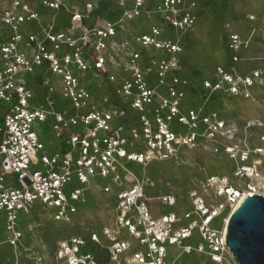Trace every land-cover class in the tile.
I'll return each instance as SVG.
<instances>
[{
	"label": "built area",
	"instance_id": "1",
	"mask_svg": "<svg viewBox=\"0 0 264 264\" xmlns=\"http://www.w3.org/2000/svg\"><path fill=\"white\" fill-rule=\"evenodd\" d=\"M148 1L132 0L127 5L125 0H118V9L87 3L79 11L68 8L70 0H39V9L13 0L10 9L0 16L2 26L11 31L0 44V102L9 105L0 129V212L6 214L7 234L0 245L15 254L23 247L25 235L18 226V213L27 216L30 230L38 226L33 218L36 204L53 209V221L71 223L77 214L75 204L84 202V198L82 189H74L67 196V185L76 180L88 189L99 180L104 184L97 189L114 194L116 199L113 226L101 230V237L109 245L105 247L100 236L92 233L90 244L97 252L80 255V249L87 246L84 240H60L53 254L54 264H169L165 245L182 249V254L204 256L210 264H235L225 245L224 227L246 196L264 197V123L248 121L240 127L217 113H207L204 104L183 113L181 104L189 92V81L181 73L174 74L180 72V38L161 39L160 27L152 26L149 34L136 35L131 43L120 39L128 23L151 19ZM107 9L111 16L103 19ZM156 13L162 17L163 27L184 34L196 23L197 5L188 0H157ZM248 19L253 23L248 36L235 32L229 36L230 64L217 67L216 80H202L197 90L254 100L255 91L264 85V70L253 68L242 73L241 66L253 37L258 32L264 34V26L259 28L255 16ZM137 48H152L163 57L141 61ZM37 68H45L47 74L40 80L45 106L33 108L29 102L34 93L24 76ZM86 73L106 80L113 96L130 102L113 110L93 103L89 89L80 82ZM112 73L120 75L117 78ZM48 75L55 78L61 96L72 108L86 113L74 115L61 109L62 103L56 97L52 99L55 89ZM147 112H153V124ZM50 117L54 118V136L64 151L52 156L43 154L38 159L44 146L32 128ZM118 120L122 124L115 126ZM173 122L185 130L171 132L169 125ZM200 125L203 132L199 134ZM254 129L259 131L256 145L250 144L248 135ZM139 141V152L128 151L135 149ZM202 142L213 155H222L234 164L232 181L226 176L208 177L203 190L212 200L198 191L189 192L191 210L183 218L196 220L185 226H177L182 220L173 213L153 217L144 183L128 166L176 163L181 149H194ZM37 165L44 172H31V167ZM5 181L17 182L19 188H5ZM158 200L168 207L177 204L170 194ZM221 216V229H211L213 221ZM195 230L202 242L195 248L183 246ZM122 231L145 252L131 251V245L120 238ZM33 260V264H41L40 257Z\"/></svg>",
	"mask_w": 264,
	"mask_h": 264
},
{
	"label": "rangeland",
	"instance_id": "2",
	"mask_svg": "<svg viewBox=\"0 0 264 264\" xmlns=\"http://www.w3.org/2000/svg\"><path fill=\"white\" fill-rule=\"evenodd\" d=\"M13 0H0V16L10 9ZM29 3L34 8L39 7V0H22ZM118 0H70L68 8L82 11L85 4L92 3L105 8L114 7L118 9L116 2ZM127 5H131L132 0H125ZM194 1L197 5V19L194 27L184 33H178L175 30L163 27L161 25V16L156 13L157 0H149L147 9L152 12L151 19L142 18L138 22L128 23L124 31L120 33V39L131 43L136 35L149 34L152 26L160 27L161 39L180 38L182 54L179 56L180 72L189 81V90L187 97L181 104L184 114L188 108L204 104L206 112H214L223 118L236 122L243 127L248 121H260L264 123V85L255 91L253 101H246L238 98L227 97L222 94L208 95L197 90L200 82L207 79L211 82L216 80L215 70L217 67H226L230 64L231 52L227 45L231 33H238L247 36L253 23L249 21V16H255L259 23H264V0H188ZM45 13V12H44ZM49 13L47 14V16ZM111 16L107 9L102 14L103 19ZM46 18V17H44ZM48 20H45L47 22ZM89 24V22H88ZM11 31L2 26L0 21V44L4 43ZM141 54V61L147 59H160L163 57L161 52L152 48H137ZM144 53V54H143ZM167 58L166 55H164ZM245 61L241 66V72L247 73L253 68L264 70V34L259 33L252 39L249 48L244 54ZM119 77L120 73H112ZM45 68L35 69L33 74L25 75L24 81L34 93V99L29 102L33 108L40 105L45 106L44 96L42 95V86L40 80L46 76ZM173 75L169 74V76ZM51 86L55 89L57 101L62 103L61 109L71 111L72 114H84L86 110L76 112L67 99L61 96L60 86H56L55 78L49 76ZM80 82L87 87L92 96V102L104 107L107 110L116 109L119 105H126L130 101L124 102L121 98L113 96L109 84L104 79L93 78L90 73L80 77ZM154 84L153 86H155ZM163 88L161 87L160 90ZM9 107L8 104L0 102V129H2L3 113ZM57 110V109H56ZM147 118L154 123L153 112L146 113ZM54 118L50 117L43 123H35L32 130L36 133L40 143L44 146V152L37 154L38 159L44 154L52 156L53 153L62 154L64 150L60 148V142L54 136L53 132ZM116 125L122 124L118 120ZM171 132L184 131L176 122L169 125ZM203 127L199 126L197 133H202ZM243 133L241 137H243ZM251 136L252 145L258 144V130H252L248 133ZM1 141V136H0ZM135 149L128 151H140L141 141L135 142ZM180 161L153 162L145 167L129 165L128 168L143 181L145 195L148 198V208L153 217L158 218L162 215L173 213L181 219L177 226H185L195 218L184 220L185 213L191 210V204L188 193L198 191L208 200L212 196H207L203 190L205 180L210 176H226L232 181V171L234 164L222 155H213L209 148L202 142L194 149H181L178 153ZM264 171V160L262 163ZM42 171L41 165L32 166L31 172ZM96 183L86 186L80 185L73 180L67 185L65 194L74 189L83 190L84 202L75 204L77 214L72 216L71 223H60L53 221V209H49L40 204H36L33 209V218L38 225L32 230L28 229V218L22 212L18 213V226L20 230L25 231L23 247L15 254L11 249L0 245V264H33L34 258H41V264H54L53 254L56 243L60 240L70 238H81L87 243V246L80 249L79 254L96 253V247L90 244V234L97 233L100 236L102 244L109 245L101 237V230L104 227L113 226L115 219L116 199L114 194H104L97 189L98 185L104 184L96 180ZM5 188H19L17 182H4ZM172 195L177 199L174 207L164 206L158 198L162 195ZM5 212H0V243L5 241L7 234L4 232ZM33 223H31L32 225ZM223 225V217H219L210 225L211 229L220 230ZM120 238L128 242L132 250L145 252V248L139 246L138 242L131 238L125 231L121 232ZM202 241L198 232L195 230L192 237L183 241V246L195 248ZM166 262L169 264H210L209 261L199 254L192 252L189 255L182 254V249L176 246L165 245Z\"/></svg>",
	"mask_w": 264,
	"mask_h": 264
},
{
	"label": "water",
	"instance_id": "3",
	"mask_svg": "<svg viewBox=\"0 0 264 264\" xmlns=\"http://www.w3.org/2000/svg\"><path fill=\"white\" fill-rule=\"evenodd\" d=\"M225 245L235 264H264V197L245 199L229 216Z\"/></svg>",
	"mask_w": 264,
	"mask_h": 264
},
{
	"label": "crops",
	"instance_id": "4",
	"mask_svg": "<svg viewBox=\"0 0 264 264\" xmlns=\"http://www.w3.org/2000/svg\"><path fill=\"white\" fill-rule=\"evenodd\" d=\"M262 26H264V23H259V28L262 27ZM252 28H253V26H252ZM252 28H251V29H252ZM251 29H250V31H251ZM257 34H259V32H258ZM257 34H256V35H257ZM241 35H242L243 37H245V35H243V34H241ZM248 35H249V34H248ZM248 35H247V36H248ZM253 38H254V37H253Z\"/></svg>",
	"mask_w": 264,
	"mask_h": 264
},
{
	"label": "bare ground",
	"instance_id": "5",
	"mask_svg": "<svg viewBox=\"0 0 264 264\" xmlns=\"http://www.w3.org/2000/svg\"><path fill=\"white\" fill-rule=\"evenodd\" d=\"M226 223H227V219H226ZM224 230H225V227H224Z\"/></svg>",
	"mask_w": 264,
	"mask_h": 264
}]
</instances>
